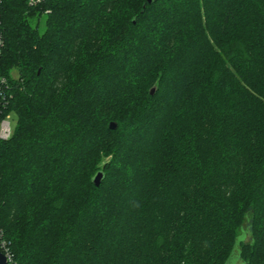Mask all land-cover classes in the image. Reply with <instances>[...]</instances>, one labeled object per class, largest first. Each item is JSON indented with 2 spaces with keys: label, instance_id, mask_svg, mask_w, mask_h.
Instances as JSON below:
<instances>
[{
  "label": "trees",
  "instance_id": "1",
  "mask_svg": "<svg viewBox=\"0 0 264 264\" xmlns=\"http://www.w3.org/2000/svg\"><path fill=\"white\" fill-rule=\"evenodd\" d=\"M0 23L14 264H264V0H1Z\"/></svg>",
  "mask_w": 264,
  "mask_h": 264
},
{
  "label": "built area",
  "instance_id": "2",
  "mask_svg": "<svg viewBox=\"0 0 264 264\" xmlns=\"http://www.w3.org/2000/svg\"><path fill=\"white\" fill-rule=\"evenodd\" d=\"M43 2L44 0H28V4L33 7ZM1 27L0 23V48L3 46ZM13 87V83L7 77L0 75V141L8 140L12 136L15 127V116L7 109L10 107L9 102L13 95ZM0 251L6 257L8 264H14L9 243L1 234Z\"/></svg>",
  "mask_w": 264,
  "mask_h": 264
},
{
  "label": "water",
  "instance_id": "3",
  "mask_svg": "<svg viewBox=\"0 0 264 264\" xmlns=\"http://www.w3.org/2000/svg\"><path fill=\"white\" fill-rule=\"evenodd\" d=\"M147 2L150 4V3H152V0H147ZM157 90H158V85L156 84L152 88H150V91H149L150 96H154L156 94ZM116 128H117V123L114 121L110 122L109 129L115 130ZM102 178H103V173H101V172L97 173L93 179L94 185L99 186ZM0 264H8L6 257L1 253V251H0Z\"/></svg>",
  "mask_w": 264,
  "mask_h": 264
},
{
  "label": "rangeland",
  "instance_id": "4",
  "mask_svg": "<svg viewBox=\"0 0 264 264\" xmlns=\"http://www.w3.org/2000/svg\"><path fill=\"white\" fill-rule=\"evenodd\" d=\"M13 127H14V123H13ZM246 229H244V231H245ZM236 264H239V263H236Z\"/></svg>",
  "mask_w": 264,
  "mask_h": 264
}]
</instances>
